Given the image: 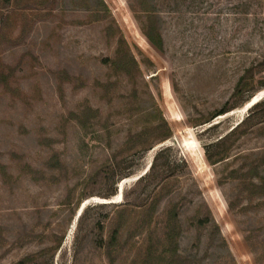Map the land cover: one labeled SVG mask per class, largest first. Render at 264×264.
<instances>
[{
    "label": "rangeland",
    "instance_id": "rangeland-1",
    "mask_svg": "<svg viewBox=\"0 0 264 264\" xmlns=\"http://www.w3.org/2000/svg\"><path fill=\"white\" fill-rule=\"evenodd\" d=\"M154 2L0 0V264H264V0Z\"/></svg>",
    "mask_w": 264,
    "mask_h": 264
},
{
    "label": "trees",
    "instance_id": "trees-1",
    "mask_svg": "<svg viewBox=\"0 0 264 264\" xmlns=\"http://www.w3.org/2000/svg\"><path fill=\"white\" fill-rule=\"evenodd\" d=\"M140 3L141 5H143V11H145L146 14H156V4L154 2V0H140ZM156 29L155 31V35L156 36H153L151 32H148L147 30H144V34L146 35V37L149 39V41L151 43H153L154 45L158 46L159 48L162 47V44H163V39H162V35L160 33V31L158 30V28H154ZM244 78H242L239 83L237 84V88H236V93H241L243 91V85H244V82H243ZM254 95H249L247 98H246V101H249L251 100V98L253 97ZM264 105V100L262 101H258L257 103H255L253 105V107H258V106H263ZM228 110L226 109H220L218 111H216L211 118H208L207 120L201 122L200 124H204V123H208L210 121H212L214 118L220 116V115H223L227 112ZM247 119H244L240 124L236 125L230 132H228L226 135L222 136L218 142H223L226 138H228L230 135L234 134V132H236L241 124H243ZM172 133L171 131L169 130L167 134L164 135L163 137V140L164 139H167L169 137H171ZM227 156H223L222 158H220L218 161H221L223 160L224 158H226ZM118 235H119V230H114L113 232V235H112V238H111V241L110 243L108 244V247L112 246L113 244L116 243L117 241V238H118ZM101 246L104 247L105 246V243L101 240ZM166 261H169L167 258H165ZM171 261H174V258H170Z\"/></svg>",
    "mask_w": 264,
    "mask_h": 264
},
{
    "label": "water",
    "instance_id": "water-1",
    "mask_svg": "<svg viewBox=\"0 0 264 264\" xmlns=\"http://www.w3.org/2000/svg\"><path fill=\"white\" fill-rule=\"evenodd\" d=\"M254 98H255V97H252V99H251V102H252V103H254V102L257 103L262 97H260L259 99H256V100H254ZM256 101H257V102H256ZM255 103H254V104H255ZM254 104H253V105H254ZM253 105H252V106H253ZM83 206H84V205H82V207L79 209V214L81 213V211H82V209H83Z\"/></svg>",
    "mask_w": 264,
    "mask_h": 264
},
{
    "label": "bare ground",
    "instance_id": "bare-ground-1",
    "mask_svg": "<svg viewBox=\"0 0 264 264\" xmlns=\"http://www.w3.org/2000/svg\"><path fill=\"white\" fill-rule=\"evenodd\" d=\"M256 99H259V98H258V97H255V98H254V100H256ZM256 102H257V101H256ZM247 103H248V104H247V105H248V107H250V106H251V105H253L255 102H254V103H252V102L250 101V102H247Z\"/></svg>",
    "mask_w": 264,
    "mask_h": 264
}]
</instances>
